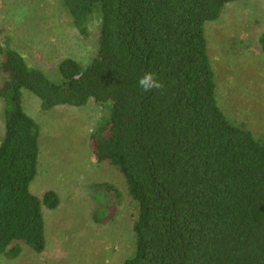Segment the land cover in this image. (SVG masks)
<instances>
[{
    "label": "trees",
    "instance_id": "trees-1",
    "mask_svg": "<svg viewBox=\"0 0 264 264\" xmlns=\"http://www.w3.org/2000/svg\"><path fill=\"white\" fill-rule=\"evenodd\" d=\"M11 1L29 16L39 9ZM56 1L79 35L96 23L97 48L86 66L65 58L49 78L0 34V257L16 260L23 246L42 254L43 209L60 204L54 191L30 192L40 129L23 109L26 90L44 112L111 105L91 141L96 163L123 175L134 202L133 255L123 264H264V139L219 107L205 36L238 0ZM258 49L264 55V31ZM145 72L163 88L141 90Z\"/></svg>",
    "mask_w": 264,
    "mask_h": 264
},
{
    "label": "rangeland",
    "instance_id": "rangeland-1",
    "mask_svg": "<svg viewBox=\"0 0 264 264\" xmlns=\"http://www.w3.org/2000/svg\"><path fill=\"white\" fill-rule=\"evenodd\" d=\"M31 1L39 8L35 16L25 14L21 3V8L14 9L11 0H0L1 38L9 37L11 46L28 64L49 78L57 76V65L65 58L86 66L97 48L96 23L83 37L71 28L56 0ZM263 31V0L231 3L218 20L205 25L219 107L261 139L264 55L258 42ZM22 106L40 129L37 175L30 192L41 198L54 191L60 204L55 210L43 209L45 251L35 254L23 246L19 258L7 261L0 257V264H123L133 255L134 202L123 175L113 166L96 163L91 141L92 132L109 120L107 109L111 105L102 106L91 99L82 107H56L44 112L39 100L23 90ZM4 135V103L0 100V143ZM103 184L116 188L120 199ZM99 203L96 223L93 214Z\"/></svg>",
    "mask_w": 264,
    "mask_h": 264
},
{
    "label": "clouds",
    "instance_id": "clouds-1",
    "mask_svg": "<svg viewBox=\"0 0 264 264\" xmlns=\"http://www.w3.org/2000/svg\"><path fill=\"white\" fill-rule=\"evenodd\" d=\"M138 87L144 92H152L161 90L163 84L156 78L152 72H145L137 81Z\"/></svg>",
    "mask_w": 264,
    "mask_h": 264
}]
</instances>
